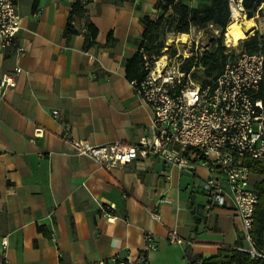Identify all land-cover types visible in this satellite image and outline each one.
Returning a JSON list of instances; mask_svg holds the SVG:
<instances>
[{
  "label": "crops",
  "instance_id": "1",
  "mask_svg": "<svg viewBox=\"0 0 264 264\" xmlns=\"http://www.w3.org/2000/svg\"><path fill=\"white\" fill-rule=\"evenodd\" d=\"M72 1L16 0L21 28L14 45L0 48V76L21 68L0 97V257L10 264L135 258L147 232L157 245L147 264H186V249L213 256L234 245L240 221L231 208L208 207L204 167L199 178L148 157L107 169L75 151L73 138L131 143L148 133L151 108L125 65L141 40L140 18L160 11L158 0H91L96 43L85 47L83 16L72 20L78 33L63 34ZM170 230L183 241L169 242Z\"/></svg>",
  "mask_w": 264,
  "mask_h": 264
},
{
  "label": "built area",
  "instance_id": "2",
  "mask_svg": "<svg viewBox=\"0 0 264 264\" xmlns=\"http://www.w3.org/2000/svg\"><path fill=\"white\" fill-rule=\"evenodd\" d=\"M229 2L230 20L233 9L244 14L241 0ZM20 28L16 0H0L1 49L15 44ZM16 51L22 54L25 49L17 46ZM183 59L170 64L165 55L164 61L159 59L152 67L145 61L144 78L132 81L152 111L148 133L131 143L91 145L85 139L73 138L71 144L78 154L91 157L107 169L148 157L158 159L164 166L191 171L198 177L196 168L204 167L208 175L201 177L202 190L208 207L231 208L240 221L239 236L246 243L238 248L253 258H264L250 236L258 203L253 180L257 169L264 167V91H261L264 54L240 49L220 73L205 82L193 78L194 66L189 71L181 68ZM20 71V67H15L13 73L0 76V97L5 89L15 86V76ZM149 214L154 220L161 218L158 212ZM144 240L146 246L135 258L113 257L85 264H147L146 252L157 245L150 232L145 233ZM167 240L183 241L176 230L169 231ZM1 243L6 246L7 241L2 239ZM0 264L10 263L0 257Z\"/></svg>",
  "mask_w": 264,
  "mask_h": 264
},
{
  "label": "trees",
  "instance_id": "3",
  "mask_svg": "<svg viewBox=\"0 0 264 264\" xmlns=\"http://www.w3.org/2000/svg\"><path fill=\"white\" fill-rule=\"evenodd\" d=\"M91 0H73L69 11L67 23L64 27L63 34L71 36L79 32L73 25L72 20L76 16L86 18V44L85 47L96 43L97 28L88 19L87 10L88 3ZM189 1L202 2L199 5H190ZM264 0H241L243 11L246 17L251 18L259 12L260 6ZM155 8L159 9L160 14L156 19H150L144 15L140 18L144 30L138 49L134 55L126 60V76L130 81L139 82L147 73L145 69V61L147 57L158 56L164 47L163 36L167 32H184L188 33L189 28H205L210 23L219 29L220 35L216 37L212 47L204 50L201 55L193 53L185 57L181 63V68L189 71L193 66V78L205 82L208 77L220 73L230 57H234L235 53H226L228 50L223 43L222 37L226 26L230 21V2L229 0H158ZM159 36L162 39L155 45L153 41ZM113 40L111 34L108 40ZM244 50L249 52H261L264 54V38L258 31L252 35L241 39ZM171 54L175 55L176 51L171 50ZM199 66V67H198ZM201 66V67H200ZM261 91H264V80L261 82ZM253 180V190L258 194V203L254 211V221L251 228L250 236L254 247L261 253H264V167L257 169ZM39 229H42L40 226ZM246 246L242 237L239 236L234 245L222 244L213 256H203L193 253L186 249V264H264V258H253L249 252L241 250L238 247Z\"/></svg>",
  "mask_w": 264,
  "mask_h": 264
},
{
  "label": "rangeland",
  "instance_id": "4",
  "mask_svg": "<svg viewBox=\"0 0 264 264\" xmlns=\"http://www.w3.org/2000/svg\"><path fill=\"white\" fill-rule=\"evenodd\" d=\"M190 5H199L202 2L197 1H189ZM259 12H257L254 15V21L256 24V28L247 36L252 35L255 31H258L259 35L264 38V2H262L260 6ZM240 18L245 17V15L242 12H239ZM232 19V17H231ZM231 21V20H230ZM188 42L186 44H180L176 39L180 35V32H167L163 36L164 39V47L161 50V54L158 56H151L149 57L147 55V52L145 53V56L147 57V62L150 67L154 66L155 61H158L160 59V56H165L168 58V62L170 64L175 63L177 61H180L183 59V57L190 56V51L193 53H197L198 57L201 55V53L204 50H208L212 47L216 37L220 35L219 29L215 26H207L205 28H196L194 26H191L189 28L188 33ZM225 34L226 30L223 34L222 40L225 44ZM162 39V36H159L156 40L153 41V45L157 44L159 40ZM168 39H173V41H169ZM243 39V38H242ZM226 53L229 55V53L232 51L236 53L238 50L242 49V43L241 39L237 41V44L231 45L228 44ZM174 49L176 53H180L178 56L172 55L171 50ZM186 54V55H185ZM233 57H230L232 59ZM199 67V66H198ZM201 67V66H200ZM257 176H254V179Z\"/></svg>",
  "mask_w": 264,
  "mask_h": 264
},
{
  "label": "bare ground",
  "instance_id": "5",
  "mask_svg": "<svg viewBox=\"0 0 264 264\" xmlns=\"http://www.w3.org/2000/svg\"><path fill=\"white\" fill-rule=\"evenodd\" d=\"M233 18L226 26L225 42L230 43L231 45L237 44L239 39L245 38L250 34L255 28L256 24L254 18L243 17L240 18V14L236 9H233L232 12ZM180 44H186L188 42V35L184 32L176 39ZM171 39H168V42ZM165 56H161L160 62L164 61Z\"/></svg>",
  "mask_w": 264,
  "mask_h": 264
},
{
  "label": "water",
  "instance_id": "6",
  "mask_svg": "<svg viewBox=\"0 0 264 264\" xmlns=\"http://www.w3.org/2000/svg\"><path fill=\"white\" fill-rule=\"evenodd\" d=\"M171 41H173V39H171ZM202 208H203V204L200 203L191 209V213L194 218H198L200 216Z\"/></svg>",
  "mask_w": 264,
  "mask_h": 264
}]
</instances>
